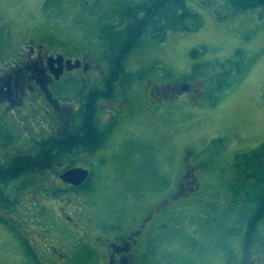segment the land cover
<instances>
[{
    "label": "rangeland",
    "instance_id": "374dc122",
    "mask_svg": "<svg viewBox=\"0 0 264 264\" xmlns=\"http://www.w3.org/2000/svg\"><path fill=\"white\" fill-rule=\"evenodd\" d=\"M133 1L0 0V47H26L32 37L62 42L71 57L85 54L92 65L99 64L102 77L110 68L104 58L106 30L117 22L116 12ZM187 6L199 14V29L170 30L161 43L146 34L128 55L127 77L116 95L131 100L132 110L115 116L122 121L118 146L91 165L76 201L47 199L38 193L33 174L5 186L0 194V264H94L93 255L84 258L86 250L78 251L81 261L72 263L54 259L48 251L44 239L48 244L60 241L53 225L57 204L82 230L99 234L103 224L130 228L164 204L188 155L200 169L196 187L190 195L172 198L151 221L150 264H223L231 249L237 251L264 185L256 177L237 179L234 168L237 154L264 142V6L244 12L225 0H187ZM238 48L244 51L246 72L230 87L208 89L201 76L190 81L199 94L167 96L157 108L146 109L152 104L148 81L182 87L194 62L223 61ZM91 72L75 73L89 77ZM82 88L71 95L80 96ZM75 205L87 217L72 211ZM88 216L96 219L90 222ZM258 230L255 240L264 233V223Z\"/></svg>",
    "mask_w": 264,
    "mask_h": 264
},
{
    "label": "flooded vegetation",
    "instance_id": "af4514ba",
    "mask_svg": "<svg viewBox=\"0 0 264 264\" xmlns=\"http://www.w3.org/2000/svg\"><path fill=\"white\" fill-rule=\"evenodd\" d=\"M26 45L0 47V177L6 174L7 168L20 170L12 180L33 174L31 180L37 181L38 193L49 200L68 199L71 204L77 200V191L88 182L91 165L103 160L118 146L116 132L122 121L115 116L130 114L133 103L119 99L117 84L112 95L97 96L107 89L104 79L108 72L100 77V65H92L87 55L71 57V50L64 43L42 38H28ZM69 59L73 62L79 59L81 64L74 66ZM77 71L92 72L89 77H78L75 76ZM147 84L152 104L146 109L157 108L164 97L187 93L194 97L200 91L194 83L181 94L182 87L178 85H151V81ZM77 87H83L81 95H71ZM189 156L184 158L183 173L164 204L154 206L130 228L103 224L99 234L82 230L72 214L57 204L56 214L53 213L56 221L52 224L60 241L48 244L49 239H44L52 257L79 262L78 251L86 250L84 258L93 255L94 264H150L147 244L150 229L155 227L151 221L172 198L190 195L196 187L193 182L200 169L190 162ZM23 164L35 168L24 173L21 172ZM72 167L90 170L88 179L80 186L61 178V174ZM7 184L0 181V194ZM71 208L81 213L83 219L87 217L81 212L82 207ZM88 219L92 222L96 217L88 216ZM240 241L237 251L231 249L223 264H264V233L257 240L243 238Z\"/></svg>",
    "mask_w": 264,
    "mask_h": 264
},
{
    "label": "trees",
    "instance_id": "16d2710c",
    "mask_svg": "<svg viewBox=\"0 0 264 264\" xmlns=\"http://www.w3.org/2000/svg\"><path fill=\"white\" fill-rule=\"evenodd\" d=\"M225 1L236 12L264 6V0ZM114 18L117 22L110 24L104 37V58L109 62L110 68L104 79L107 89L101 90L102 92L97 94L100 97L112 95L111 91L116 87V84L118 85L125 76L127 77L128 55L141 44L142 38L146 34L161 43L166 40L170 30H197L201 26L199 14L188 8L187 0H137L122 10H118ZM198 52L197 49H194L192 55L196 57ZM245 72L244 51L238 48L234 57L223 61L194 62L186 80L190 82L203 76L208 89L217 88L220 90L230 87L232 83L242 79ZM214 82L216 84L212 86L211 84ZM216 98L218 99V97ZM237 158H240L234 164L237 179L256 177L264 183V142L252 151L237 154ZM34 168L35 166L23 164L21 172L25 173ZM257 170H260V175ZM6 171V174L0 177V181L4 180L6 183L18 176L20 172L19 169L12 168H7ZM254 202V211L247 218L243 232L245 240H255L260 224L264 223V185Z\"/></svg>",
    "mask_w": 264,
    "mask_h": 264
},
{
    "label": "water",
    "instance_id": "95a60500",
    "mask_svg": "<svg viewBox=\"0 0 264 264\" xmlns=\"http://www.w3.org/2000/svg\"><path fill=\"white\" fill-rule=\"evenodd\" d=\"M68 62L74 63V66H79L81 64V61L79 59L75 60V62L69 59ZM188 88L189 85H183V89L182 91H180V93L186 91ZM89 173L90 171L87 168L73 167L62 173L61 178L66 182L79 186L87 180V178L89 177Z\"/></svg>",
    "mask_w": 264,
    "mask_h": 264
},
{
    "label": "bare ground",
    "instance_id": "6f19581e",
    "mask_svg": "<svg viewBox=\"0 0 264 264\" xmlns=\"http://www.w3.org/2000/svg\"><path fill=\"white\" fill-rule=\"evenodd\" d=\"M150 31V30H149ZM81 73V72H80ZM77 75V74H76ZM124 76V75H123ZM126 77V76H125ZM72 84V83H71ZM93 131V130H92ZM91 132V131H90ZM65 139V138H64ZM76 139V138H75ZM94 139V138H93ZM92 141V140H91ZM96 146V145H95Z\"/></svg>",
    "mask_w": 264,
    "mask_h": 264
}]
</instances>
